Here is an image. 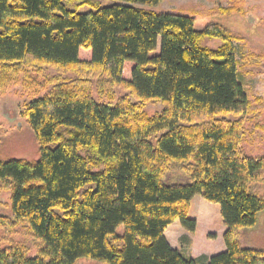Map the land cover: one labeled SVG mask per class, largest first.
Instances as JSON below:
<instances>
[{
    "label": "trees",
    "instance_id": "16d2710c",
    "mask_svg": "<svg viewBox=\"0 0 264 264\" xmlns=\"http://www.w3.org/2000/svg\"><path fill=\"white\" fill-rule=\"evenodd\" d=\"M104 1L0 0V94L23 78L40 154L0 160L12 208L0 227L26 223L37 241L34 257L25 244L0 246V264H201L164 235L175 220L195 232V195L219 205L226 228L224 251L204 264H264V250L238 240L264 210L250 190L264 183V155L242 151L245 118L264 101L249 100L238 81L236 36L145 9L162 0ZM44 67L57 75L43 84L27 74ZM115 89L125 92L116 101ZM149 102L161 111L148 115ZM175 162L189 182H164Z\"/></svg>",
    "mask_w": 264,
    "mask_h": 264
},
{
    "label": "rangeland",
    "instance_id": "374dc122",
    "mask_svg": "<svg viewBox=\"0 0 264 264\" xmlns=\"http://www.w3.org/2000/svg\"><path fill=\"white\" fill-rule=\"evenodd\" d=\"M145 9L157 14L175 13L193 17L194 29L198 31L211 23L228 29L236 36L233 44L238 81L249 100L261 98L264 101V0H162L157 6H145ZM86 10L87 7L81 8V11ZM220 43L218 39L204 41V44L211 48L218 47ZM27 74L32 80L43 84L47 79L57 75V71L54 68L44 67L39 71L30 70ZM62 77L73 78V75L66 74ZM51 88L52 85L47 86L38 96L47 94ZM92 94L96 99L98 98L95 89ZM123 95L125 92L115 89V101ZM31 99L32 97L24 90L23 78L18 84H13L0 94V160L22 159L34 162L39 159L38 143L24 116ZM161 109V102H149L144 106V110L150 116L160 112ZM244 130L243 153L249 157L264 155V110L245 118ZM182 165L183 163L175 162L167 172L164 182L167 184L189 182L188 175L181 169ZM250 190L264 198V183L254 184ZM10 195L9 190L0 191V215L12 218ZM200 199L206 203V206L197 205V200ZM190 210L189 217L196 216L198 221L196 237L199 242L205 234L209 240L207 243L212 248L219 246L218 243H211L213 240H219L220 245H224L223 233L226 228L220 215L219 205L199 196L192 201ZM25 225L26 223H17L14 226L0 227V246L7 247L12 243L25 244L29 248V256L34 257L37 253V241L26 234ZM116 231L122 234L123 226H119ZM238 240L243 247L264 250V210L257 214L256 224L253 227L238 230ZM197 246L204 252L197 259L198 263H201L203 261L201 256H205L204 254L209 251L201 245V242ZM192 253L193 251L187 246L182 252L187 257ZM75 264L104 263L80 257Z\"/></svg>",
    "mask_w": 264,
    "mask_h": 264
},
{
    "label": "crops",
    "instance_id": "0c3cea01",
    "mask_svg": "<svg viewBox=\"0 0 264 264\" xmlns=\"http://www.w3.org/2000/svg\"><path fill=\"white\" fill-rule=\"evenodd\" d=\"M199 196L200 195H195L192 198V200L190 202V208H191L192 201L194 199H198ZM197 205L206 206V203L201 201V199H200V200H197ZM190 211L191 210H189V213H190ZM192 217H193V219L196 220V223H197L196 229L198 230L197 218H196V216H192ZM197 230H195L194 233H191V232L187 231L186 229H184L178 220H175L172 224H170L165 229L164 235H165L167 241L169 242V244L171 245V247L174 249H177L179 252L182 253L185 246H187L188 249H191L193 251V253L188 258H193L195 260L198 259V256L201 255V253H204L200 248L198 249V246H197L198 244L200 245V242H201V245H203V247H205V249H207L209 251L207 254H204L205 256H201L202 257L201 259L203 260L201 262V264H204L207 262V260L212 255L217 254L216 252L224 251L225 244L220 245L219 240H213V241L210 240V241H212L211 243H214V244L218 243L219 244V246H216V248H215V246H214V248H212V246H210V244L207 243L209 240H207L205 234L202 236L203 239L199 242V240L196 237V234L198 233ZM185 257H187V256H185Z\"/></svg>",
    "mask_w": 264,
    "mask_h": 264
}]
</instances>
